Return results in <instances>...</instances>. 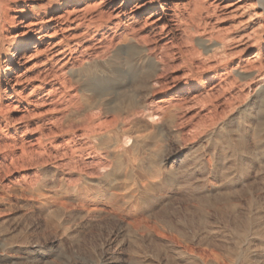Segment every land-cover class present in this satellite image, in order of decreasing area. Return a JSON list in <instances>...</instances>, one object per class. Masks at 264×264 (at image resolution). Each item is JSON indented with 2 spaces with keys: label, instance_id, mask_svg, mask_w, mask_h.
I'll use <instances>...</instances> for the list:
<instances>
[{
  "label": "rangeland",
  "instance_id": "1",
  "mask_svg": "<svg viewBox=\"0 0 264 264\" xmlns=\"http://www.w3.org/2000/svg\"><path fill=\"white\" fill-rule=\"evenodd\" d=\"M47 1L7 0L2 18L0 264H264L257 2L142 0L122 11L123 0H81L57 12ZM71 10L68 22L55 24ZM100 12L112 16L107 28ZM76 17L93 26L77 28ZM34 20L44 36L16 65L17 101L6 60ZM122 33L157 68L147 73L128 58L127 85L106 89L118 111L100 108L97 121L113 115V127L89 137L87 117L98 112L81 107L69 69L108 51ZM64 44L70 51L54 57ZM148 75L157 82L146 89ZM128 96L130 112L122 109Z\"/></svg>",
  "mask_w": 264,
  "mask_h": 264
},
{
  "label": "bare ground",
  "instance_id": "2",
  "mask_svg": "<svg viewBox=\"0 0 264 264\" xmlns=\"http://www.w3.org/2000/svg\"><path fill=\"white\" fill-rule=\"evenodd\" d=\"M105 1H108L111 6H114L118 0H105ZM141 1L142 0H123V2L120 5L116 6V10L117 9H121L123 11L125 8H127V4L129 2H130V5L132 6V8L135 9V8H137L139 6L138 4ZM255 1L257 2V4L261 7V9L264 12V0H255ZM69 3L72 6H78L81 3V0H48L46 6L55 9L57 12H60V11L63 12V10L60 9V6L61 5L67 6ZM157 4L158 3H154V5H151V7L152 6L153 7H158L159 5H157ZM6 6H7V0H0V30L3 28L2 18H3V20H5V12H7V11H5V10H7ZM98 6L99 5H97V7ZM95 7H96V5H95ZM92 8H94V7H90L88 5V6L84 7V9H82V10H83L84 13H87L90 10H92ZM71 11H69V12L66 11L67 12L66 15H64V14H63V16L59 15L56 18L57 21H55V24H58L59 26H62V24H61L62 21H67L68 17L74 12V11H72V12ZM171 11H172V9H171ZM172 15H174V14H172ZM164 16L166 17V15H163V17ZM175 16H177V14ZM97 17H98V15H97ZM79 18L80 17H76L77 20H76V24L75 25H76L77 28L83 26L84 24L86 26L87 22H88L87 26L89 27L90 24L92 23V21L91 22L90 21L86 22L85 20H83V18L80 19V20H79ZM98 18H99L98 21L101 24H103L102 27L104 26V27L107 28V26H108L107 24L110 21V19H112V16H111V14L108 15V13H107V15H106V14L100 12ZM86 20H87V18H86ZM95 20L93 19V21H95ZM98 24L99 23H97V28H98ZM75 25H73V26H75ZM34 26H39V27H38V30L36 31L37 37H35V39L33 40V44L34 45L32 47H30V38H29L28 34L30 33V31L33 29ZM92 26H93V23H92ZM24 28H25V33L23 34V37L20 39V41L18 43H16V48H15V51L13 52V54L7 58L6 67H5L6 71L8 73V76H7L8 81H6V85H7L8 88H11L10 89L11 93L9 94V97L10 98L13 97L17 101L20 100V99H23V98L19 97L20 93H18L16 90L12 89L13 86H15L16 84L19 83L17 81V79H16L17 78V73H16L17 66L16 65L21 60H25V58H26L25 55H26L28 50L38 48V46L40 45V43L42 41V38L44 36L43 30H42V28H43L42 21H35L34 20V21L30 22L29 24L25 25ZM114 31H116V30H114ZM108 43H110V41ZM61 45H62V43H61ZM109 45H111V43L108 44V46ZM53 47H52V49H53ZM100 48H102V46ZM139 48H141V47H137V44H136V42L134 41V39L132 37L123 34L121 36V38H119L116 43L111 45L110 49H109V47H108V49L106 48L108 51L105 50L106 51L105 52L104 49H102L101 51L102 52L104 51V53H101L100 55H98L101 52L100 51L97 54V56H93L92 59H88L86 61L84 60V63L80 67H78L76 69L75 68L74 69H69L70 70L69 73H70L71 79L73 80L75 86L78 87V90L81 92V95L78 98L79 99V103L81 104V107H85V110L87 111L86 113L92 112L94 110L96 112H98V113H96V115L90 114L87 117V120H86L84 128L87 131L86 134L89 137L95 138V136H97V134L99 132H101V131L108 132L113 127V123L115 122V117L113 115H112V117H111L112 119L110 121H107L108 119L104 121L106 123H97V121L99 120V117L101 116L100 115L101 113H99L101 111V109L104 111L103 113L110 112L111 114H115L118 111L116 106L112 105L116 100L113 99L111 92H106L107 91L106 89H107V87H111V88L114 87L115 88L116 86H124L126 84L127 80H125V76H126V73H127V71H126V63L128 62V58H132L133 56H135V61H136L137 65L139 67L143 68V69H146L147 73L151 72V70L153 69L151 67L154 66V69L157 68V67L155 68V64H153L154 62H152V58H150L146 52L145 53L147 55L144 54L143 49L141 50ZM205 49H206V51H209L210 50V46L207 45V47H205ZM66 51H70L68 45H65L64 49H58V50L53 51V53H54L53 56L54 57L64 56ZM69 55H70V53H69ZM67 57H68V55H67ZM133 60H134V58H133ZM156 62H158V61H156ZM156 66H157V64H156ZM147 77L149 79H147V81H145L146 83L143 85L144 87L142 86L143 88H146V89L156 85V82H157V81H154L153 79H150L152 77H149V75ZM147 77L145 76L144 78H147ZM53 83H56V81H53ZM57 83H58V81H57ZM142 83H144V80H143ZM59 85H60V83H59ZM40 90H44V88L40 87ZM0 92H2V91L0 90ZM51 93L48 92L47 94L50 95ZM4 97H7V95H4ZM125 103H126V106L123 107L122 109H126L128 112H130L129 110H131V107H132V109L134 107L133 106L134 105V101L132 100V98H129V96H128V98L125 99ZM83 109H82V111H83ZM126 110H124V111H126ZM128 112H126V113H128ZM123 113L124 112L122 111V114ZM126 113H125V115H126ZM129 115H131V113ZM69 117H70V115H69ZM77 117H79V116H77ZM73 118H75V117H73ZM144 124H146V123H144ZM86 134H85V136H86ZM93 143H95V141ZM108 176H109V173H108V175L106 177H108Z\"/></svg>",
  "mask_w": 264,
  "mask_h": 264
}]
</instances>
